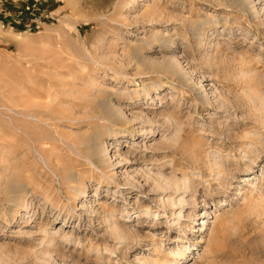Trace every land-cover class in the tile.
<instances>
[{"label":"rangeland","instance_id":"1","mask_svg":"<svg viewBox=\"0 0 264 264\" xmlns=\"http://www.w3.org/2000/svg\"><path fill=\"white\" fill-rule=\"evenodd\" d=\"M34 1L37 24L0 27V264H264V0H1L0 17ZM107 93L125 118L107 173L67 183Z\"/></svg>","mask_w":264,"mask_h":264},{"label":"bare ground","instance_id":"2","mask_svg":"<svg viewBox=\"0 0 264 264\" xmlns=\"http://www.w3.org/2000/svg\"><path fill=\"white\" fill-rule=\"evenodd\" d=\"M106 1H108V0H106ZM236 1L239 2V0H236ZM111 4H112V2L110 3V5ZM115 5H116V2H115ZM113 6H114V3H113ZM110 9H111V7H110ZM131 57H132V55H131ZM134 57H135V55H134ZM139 59H142V58L139 56L138 60ZM145 66H146V64H145ZM179 66L180 65L178 62H175L174 60L170 59V60L166 61L165 65H164V70L167 71L168 74H170V76H172V77L174 76L181 86L188 87L191 91L197 93V98L199 100H201L202 99L201 92L199 90H197L198 88L195 85H193L192 82L190 83L188 81V79L184 78L183 72L179 68ZM163 86L164 85L161 82L156 83L154 85L147 86L146 89L144 90L143 95L145 97H147V96H150L153 92L156 93L158 91V93H159V90ZM112 96L113 95L109 94V93L98 94L90 100V107H88V109H90V111H91V118L89 120L90 121L94 120L95 123L98 124V126L94 130H92V132L87 134L85 136V138L83 139L85 147H84V155H82V156L85 158V161L81 163L80 168L68 167L64 171L62 170L60 172L62 178L67 183L72 182V181L75 182V180H81L82 181L84 178L83 172L85 171L86 168L97 170L99 175H105L107 173L106 168H107V163H108L110 157L107 154V149L104 147L103 143H105V142H103L102 137L105 134H109V133L112 134V132H114V134H115V131L118 128L117 126L122 124V121L125 119L123 112L115 104ZM151 97H152V95H151ZM98 181H99V183H101V181H103L102 177L101 178L99 177ZM176 182L177 181L175 179V182H174L175 184L173 186L174 192H178L180 190V186L177 185ZM22 191H23V185L21 183H18V182L17 183L13 182L8 186L6 193H7L8 197L11 198V200H13L14 197L16 198V195L21 194ZM83 193L85 194L86 190ZM171 198H172V196H171ZM174 213L175 212H172L171 214H174ZM17 214H19V211H17ZM155 216H156V214H155ZM174 254L180 258V257H183L185 255V252L184 251L180 252V253L175 252V253H173V255ZM176 263H177V260H174L170 264H176Z\"/></svg>","mask_w":264,"mask_h":264},{"label":"built area","instance_id":"3","mask_svg":"<svg viewBox=\"0 0 264 264\" xmlns=\"http://www.w3.org/2000/svg\"><path fill=\"white\" fill-rule=\"evenodd\" d=\"M17 7L12 8V10L14 11L13 13L16 14L17 18L14 19V17H11L12 20H9L6 16L0 17V27H9V29H13V30L17 29L18 27L24 26L23 25L25 24L24 20L27 18L30 21H35L36 23L37 21L35 20L36 19L35 16L37 14H41L42 12H47V10L44 7H41V5L38 4L36 1L31 3H24L22 6H17ZM27 27L28 29H30L31 26H27Z\"/></svg>","mask_w":264,"mask_h":264}]
</instances>
